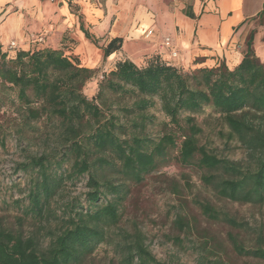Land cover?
<instances>
[{"label": "trees", "instance_id": "16d2710c", "mask_svg": "<svg viewBox=\"0 0 264 264\" xmlns=\"http://www.w3.org/2000/svg\"><path fill=\"white\" fill-rule=\"evenodd\" d=\"M185 15L194 18L189 8ZM262 16L263 12L258 17L260 25ZM80 28L83 31L82 25ZM83 32L97 47V41ZM256 33L252 30L248 34L242 59L232 69L220 62L216 67L185 71L165 64L159 54L146 57L142 66L127 59L118 61L113 70L102 75L92 99L86 98L82 88L95 70L80 66L75 57L66 56L61 49L36 47L7 56L0 46V90L15 92L25 120L38 122L45 117L62 126L67 145L61 159L72 160L67 178L87 175L89 188L86 209L70 206L61 230L52 235L44 250H40L33 236L0 229V264H80L106 242L107 231L119 221V206L126 195L122 185L101 179L98 172L116 169L139 182L143 175L157 169L168 150L177 149L180 163L196 164L203 170V183L219 198L238 204L261 203L264 200V60L254 51ZM121 46V38L110 40L100 48L103 59L120 51ZM199 61L195 60L194 64ZM108 96L133 100L130 107H120L135 116L128 138L123 137L127 136V127L107 113ZM154 100L158 101L168 120L165 127L169 128L155 142L139 135L146 127L144 112L154 105ZM200 118L203 123L213 121L226 128L227 138L237 139L247 150L252 164L244 167L240 162L219 158L200 145ZM218 133L224 135L222 129ZM108 152L113 158L106 156ZM98 153L101 155L92 159ZM28 165L37 168L38 179L29 191L26 214L40 220L46 215L62 178L52 176L50 159L46 156L30 158ZM108 196L111 198L107 199ZM199 209L210 221L241 227V223L209 203H200ZM176 223L182 231L189 228L181 217ZM129 237L131 240L122 246L124 264H161L151 255L139 233ZM229 240L238 255L264 260L261 247L245 249L235 238Z\"/></svg>", "mask_w": 264, "mask_h": 264}, {"label": "rangeland", "instance_id": "374dc122", "mask_svg": "<svg viewBox=\"0 0 264 264\" xmlns=\"http://www.w3.org/2000/svg\"><path fill=\"white\" fill-rule=\"evenodd\" d=\"M251 25L253 29L250 28L252 26L247 29L245 41L252 30L257 31L260 22L255 18ZM102 46L97 44L99 49ZM41 48L54 49L50 44ZM58 48L66 56L75 57L80 66L95 70L94 76L82 88L87 99L94 98L102 75L109 72V68H103L105 59L97 58L87 49L73 55L71 45H59ZM16 50H8L7 45L1 48L7 56H13ZM145 60L146 56L140 66ZM107 99V113L116 116L118 123L127 127V136L123 137L128 138L133 131L131 123L135 116L120 110V107H130L133 100L110 96ZM154 102L144 112L146 127L139 135L155 142L169 128L165 127L168 120L158 101ZM23 113L15 92L0 90V229L18 232L24 237L33 236L38 240L40 250H44L52 235L61 230L70 206L80 205L86 209L88 177L67 178L72 160L61 159L67 145L66 133L56 120L49 121L43 117L38 122H30L25 120ZM198 123L202 128L200 145L208 152L240 162L244 167L252 164L247 150L237 139L227 138L226 128H220L213 121L203 123L201 118ZM220 129L223 136L218 133ZM100 155L93 154L92 159ZM41 156L50 159L52 176H60L62 180L49 201L46 215L38 220L26 214L29 191L38 179L37 168L28 164L30 158ZM106 156L113 158L110 152ZM98 173L101 179L122 185V192L125 191L126 195L119 206V221L107 231L106 242L80 264H124L122 246L131 240L129 236L136 233L144 238L149 252L161 264H264L262 259L238 255L229 240L230 237L235 238L245 249H264V200L257 204H238L219 198L210 186L203 183V170L196 164L180 163L177 149L168 150L157 169L143 175L139 182L125 177L116 169H104ZM200 203H209L215 210L241 223V227L232 228L225 223L208 220L201 214ZM178 217L187 221L188 230L180 229L176 223ZM133 263H136L135 259Z\"/></svg>", "mask_w": 264, "mask_h": 264}, {"label": "crops", "instance_id": "0c3cea01", "mask_svg": "<svg viewBox=\"0 0 264 264\" xmlns=\"http://www.w3.org/2000/svg\"><path fill=\"white\" fill-rule=\"evenodd\" d=\"M187 8L194 18L185 15ZM261 12L253 47L263 61L264 0H0V46L13 41L17 50H31L29 37L46 30L50 36L43 45L54 49L71 45L73 55L87 49L101 58L100 49L83 31L99 46L121 38V50L103 62V68L111 71L125 59L140 66L145 56L159 54V43L168 37L179 52L173 66L189 70L224 62L232 69L242 59L247 29ZM149 29L155 33L145 39ZM197 59L201 61L194 64Z\"/></svg>", "mask_w": 264, "mask_h": 264}, {"label": "built area", "instance_id": "2783aa9c", "mask_svg": "<svg viewBox=\"0 0 264 264\" xmlns=\"http://www.w3.org/2000/svg\"><path fill=\"white\" fill-rule=\"evenodd\" d=\"M50 3L55 2V0H46ZM155 31L153 29H149L145 32L144 38L149 39L154 35ZM48 34V31L44 30L40 34H32L29 37L30 43H32L36 48H41L43 46L45 37ZM17 44L15 42H10L7 45L8 50H15L17 49ZM159 56L161 60L167 64L172 65L173 61L176 60L179 56V52L177 51V48L174 46L172 40L168 37H165L162 39V41L159 43Z\"/></svg>", "mask_w": 264, "mask_h": 264}]
</instances>
